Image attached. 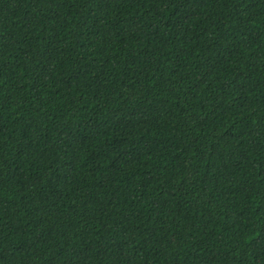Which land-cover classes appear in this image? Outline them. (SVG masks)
I'll return each mask as SVG.
<instances>
[{"label": "trees", "instance_id": "1", "mask_svg": "<svg viewBox=\"0 0 264 264\" xmlns=\"http://www.w3.org/2000/svg\"><path fill=\"white\" fill-rule=\"evenodd\" d=\"M0 264H264V0H0Z\"/></svg>", "mask_w": 264, "mask_h": 264}]
</instances>
